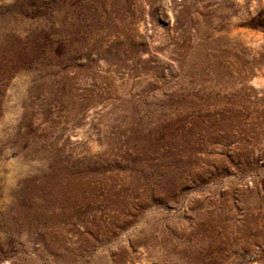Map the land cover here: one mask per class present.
<instances>
[{"label": "rangeland", "instance_id": "1", "mask_svg": "<svg viewBox=\"0 0 264 264\" xmlns=\"http://www.w3.org/2000/svg\"><path fill=\"white\" fill-rule=\"evenodd\" d=\"M0 264H264V0H0Z\"/></svg>", "mask_w": 264, "mask_h": 264}, {"label": "bare ground", "instance_id": "2", "mask_svg": "<svg viewBox=\"0 0 264 264\" xmlns=\"http://www.w3.org/2000/svg\"><path fill=\"white\" fill-rule=\"evenodd\" d=\"M55 175H57L58 177H59V175L58 174H55ZM58 177H56V176H51V174H49L47 177H46V184H48L49 183V189L51 190V191H53V192H56V193H60V186L58 185V183H57V179H58Z\"/></svg>", "mask_w": 264, "mask_h": 264}]
</instances>
